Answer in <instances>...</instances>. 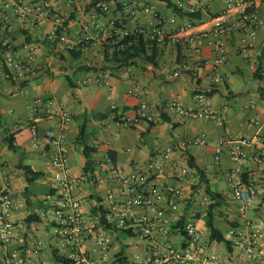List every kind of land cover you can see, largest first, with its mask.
Wrapping results in <instances>:
<instances>
[{"label":"crops","instance_id":"obj_1","mask_svg":"<svg viewBox=\"0 0 264 264\" xmlns=\"http://www.w3.org/2000/svg\"><path fill=\"white\" fill-rule=\"evenodd\" d=\"M45 1L62 17L71 41L90 35L91 39L82 51L92 64L102 62L103 41L109 34L122 36L125 29L118 23L132 9L135 14L128 21L130 30L139 26L152 27L157 23V16H161L169 32H176L186 25L197 33L211 27L212 18L224 12L227 6L226 0H182L188 5L200 6L201 17L191 18L189 14L193 12L188 8H183L181 14L164 0H103L97 5L92 4L94 0ZM171 1L177 4L180 0ZM102 3H107L109 10L103 11L100 8ZM53 26L52 19L27 25L15 21L12 34L18 57L32 59L36 68L47 63L53 71L52 76L43 75L44 72L40 78L28 80L21 86L22 83L14 85L0 72V156L5 163L4 169L0 170V185L8 180L13 194L25 202L24 208L13 214L19 225L16 241L7 247L0 246V264L16 248L22 250L25 264H37L33 251L36 238L44 243L40 254L44 259L55 257L56 252H65L61 250L54 231L52 158L55 146L46 137L49 128H53L58 137L62 136L68 146L71 172L79 181L78 191L84 211L88 221L97 225L104 219L107 206L105 192L111 181L105 164L106 155L113 153L117 166L131 173L135 164L147 163L157 152L170 150L173 161L156 179L182 188L183 196L176 208H171L167 202L162 203L172 221L163 238L175 246L184 245L186 238L182 225L185 218L191 213L195 201H200L205 195L210 196L208 205L198 214L195 223L202 231L207 248L220 254L222 264H232L240 253L234 241L249 238L254 231L253 225L264 232V157L254 158L261 144L245 146L250 156L242 166L244 172L250 170L252 173L254 205L246 212H240L230 186L232 172L239 167L231 158L230 150L242 146L234 139H264V99L259 84L254 82L247 91H243L255 79L254 73L264 68V24L250 39L252 45L245 47L238 32L228 36L227 60L222 66L224 80L220 85L225 92L234 93L232 95L220 91L212 95L196 93L194 86L179 74L180 71L185 72L183 69L190 70L195 81L200 78L202 83L211 84L216 55L214 39L197 38L184 45L159 44L156 70L151 64L141 61L115 69L87 71L78 70L81 64L71 67L75 60L70 56L63 63L47 45V35ZM61 52L67 53L68 50L62 48ZM66 73L74 75L76 86L68 82ZM103 73L108 74L109 85H101L94 77ZM25 77L15 78L21 81ZM88 77L87 85L79 83ZM199 94L201 98L197 97ZM173 101L186 108L209 106L216 111L225 110L227 120L220 124L205 117L180 116L170 107ZM142 102H146L147 107L144 114L139 115L138 108ZM64 103L72 112V122L67 128L57 114ZM112 110L124 119H114ZM33 126L38 129L37 135L32 133ZM4 128L13 135L15 149L4 140L7 135ZM82 128L87 133V143L94 148L90 171H86L87 158L79 139ZM200 135L208 137V144L193 147L182 144L184 136ZM223 136L230 140L222 148L221 161L216 163L217 145ZM96 143L98 147H95ZM190 158L194 165H191ZM176 163L191 168L192 174L187 180L180 181L174 177ZM25 165L42 174L29 180ZM208 186L219 194L218 199L207 191ZM210 210L224 240L218 241L210 236L207 222ZM144 212L154 214L147 209ZM108 231L113 238L108 253L96 249L92 239L86 241L85 246L92 255L105 258L110 264H136L145 240L124 229L110 228ZM262 240L264 242V236ZM243 261V264H249L246 256ZM260 264H264V256Z\"/></svg>","mask_w":264,"mask_h":264},{"label":"built area","instance_id":"obj_2","mask_svg":"<svg viewBox=\"0 0 264 264\" xmlns=\"http://www.w3.org/2000/svg\"><path fill=\"white\" fill-rule=\"evenodd\" d=\"M71 1V0H70ZM181 8H188L194 12L200 10L199 5L186 4L180 0L177 2ZM224 12L212 18L211 27L197 33L191 31V26H181L176 32H169L164 26V18L157 16V23L152 27L139 26L134 30L124 28L130 16L135 14L132 9L125 13L120 20L121 27L125 30L122 36L116 33L109 34L114 42L119 41L126 35L143 34L145 37L156 40L159 44H181L197 38L214 39L216 46L215 65L213 82L221 83L224 80L222 66L227 60L226 45L228 36L238 32L240 41L244 46L252 45L250 39L254 38L257 28L264 24V0H226ZM103 11L109 10L107 3L100 7ZM53 20L52 31L47 35V41L55 53L77 48L82 45L84 49L91 37L87 35L77 41H71L68 36L67 25L58 12L45 0H0V72L6 77L27 76L34 72L36 65L32 59L24 60L18 57L16 48L12 41V34L15 30V21L23 25L38 24L47 20ZM117 23L116 20L113 21ZM107 37V38H108ZM105 38V39H107ZM103 53V47H102ZM7 68V70H6ZM264 72V68L262 69ZM101 85H109L108 74L94 76ZM89 77L79 83L87 85ZM197 97L201 98L202 95ZM147 107L142 102L138 108V114H144ZM170 107L184 117L199 118L205 117L216 123L224 124L227 120L225 110L216 111L209 106L200 108H186L179 102L173 101ZM113 118L121 121L124 118L119 116L115 110ZM61 116L63 126L67 128L72 122V112L68 104L64 103L57 111ZM32 133L37 135L38 129L33 126ZM46 137L55 146L52 158L53 188L55 199L52 208L54 210V231L61 244L64 253L57 252L52 258L40 257L44 249V243L40 239H34L33 251L38 261L37 264H110L105 258H96L85 246L87 240L92 239L96 249L108 253L113 238L108 230L110 228L124 229L140 236L145 240L141 247V253L137 256L136 264H222L218 252L207 248L202 237V231L197 227L195 219L210 201V196L205 195L200 201H195L192 211L185 218L182 229L186 241L184 245L175 246L163 237L172 221L167 214L163 202L171 208L178 206V200L183 196L182 188L159 181L156 177L166 172L168 165L173 161L170 150L157 152L147 163L135 164L131 173H126L117 166L115 160L106 155L105 164L111 174V181L106 188L107 206L104 211V219L97 225L88 221L83 208V200L78 191V179L72 174L68 156V146L62 136H57L53 128L46 131ZM230 139L223 136L220 138L215 162L221 161V152L224 144ZM242 146H235L230 150L231 158L239 164L231 175L230 186L234 199L238 203V209L244 213L255 203V187L250 170L244 172L242 166L249 158V152L245 146L261 144V148L254 158L264 157V139L259 138H237ZM206 135L196 137H183L182 144L187 147L208 144ZM98 147V144H94ZM5 163L0 156V170H3ZM174 177L177 180L185 181L191 174L189 166L175 165ZM246 174V176H245ZM25 206L23 199L15 196L9 185V181L0 185V246L7 247L16 241V233L19 228L14 219V212L22 210ZM151 210L154 214L148 215L144 210ZM254 231L247 239H236L234 245L240 248L239 255L232 264H243V257L249 259V264H260L264 256V232L257 225H253ZM2 264H25V258L21 249L12 250L3 260Z\"/></svg>","mask_w":264,"mask_h":264},{"label":"trees","instance_id":"obj_3","mask_svg":"<svg viewBox=\"0 0 264 264\" xmlns=\"http://www.w3.org/2000/svg\"><path fill=\"white\" fill-rule=\"evenodd\" d=\"M103 0H94L92 2L93 5H97L99 2H101ZM166 2V4L169 7H173L177 12L179 13H183V8L179 7L178 4L172 2L171 0H164ZM190 13V12H189ZM189 15H191V18H199L201 17V11L197 10L196 12L190 13ZM118 25H122L119 24ZM124 28L128 27V22H126V24L123 25ZM114 38L116 37H108L107 39H105L103 41V58L102 61H111V62H115L116 65H103L101 67H96V66H91L89 64H85V65H80L78 67V70H105V69H115V68H119L122 66H126V65H131V64H136L138 62L144 61L145 63L148 64H155L156 66H158V45L159 43L156 40H151L147 37H145L143 34H131V35H126L125 37H123L122 39H120L117 42H114ZM51 42H47V45L50 46ZM79 47H82V45H80ZM58 57V59L60 60H67V58L70 56L72 57L75 62L71 65V67L77 65V64H82L85 60L88 59V57H86L82 51V48H74V49H70L68 50L67 53H55ZM61 66L63 68H65V66L63 64H61ZM48 68V70L43 74V75H48V76H52L53 75V71L51 70V67L46 63L43 64L42 66L36 68L34 70V72H32L31 74L37 73L42 69ZM7 70V68H6ZM185 72H190L192 73L190 70H186L183 69ZM29 74V75H31ZM28 76V75H27ZM42 76V75H41ZM41 76H38L34 79H38ZM66 79L68 80V82L72 85V86H76V82L74 80V75L66 73L65 75ZM254 78H261L264 79V72L262 70V68H259L255 73H254ZM12 80V83L15 85L19 82V79L15 78L14 76H10L9 77ZM30 81V80H29ZM29 81H24L21 86L26 85ZM196 81L198 83H202L203 81L200 78H196ZM211 84H213L214 86L220 85V83H216V82H212ZM259 87V91L264 99V87L261 86L260 84L258 85ZM194 91L196 93H206L207 95H212L214 93L219 92V90L217 89H208V88H199V87H194ZM151 125H153V122H151ZM6 132V136H4V140L6 141V143L9 145L10 148L15 149L16 146L13 143V135L9 133L7 128H4V133ZM86 136L87 133L85 132L84 128H82L79 139H80V143L83 145V152L87 158V163H86V171H90L92 169V160H91V153L94 150V148L92 146H90L87 143L86 140ZM110 156L114 159L113 153H110ZM190 163L191 165L193 164V160L192 158H190ZM24 168L26 169L28 175H29V180H33L35 177L40 176L42 174V172H38L35 171L34 169H32L29 165H25ZM246 176V174H245ZM207 191L209 193H212V197L218 199L219 194H217L216 192H212L211 188H209ZM211 207H213V204H211ZM207 222L208 225L210 227V236L212 239H217L218 241L224 240V235L223 233L218 230L214 224L213 221V213L211 212V210L208 212V216H207ZM128 231V230H125ZM184 233V232H183ZM56 255L58 256L57 252ZM121 256V253L119 254ZM59 257V256H58ZM60 258V257H59ZM118 260H121V257L118 258Z\"/></svg>","mask_w":264,"mask_h":264},{"label":"water","instance_id":"obj_4","mask_svg":"<svg viewBox=\"0 0 264 264\" xmlns=\"http://www.w3.org/2000/svg\"><path fill=\"white\" fill-rule=\"evenodd\" d=\"M63 63H66V60H62ZM85 64H89L91 66H96V67H101L103 65H116L115 62H111V61H102L101 63H98V64H92L91 61L89 59H87L85 62H83L81 65H85ZM152 67L156 70L157 67L155 64L151 63ZM47 69H42L40 70L39 72L37 73H34V74H31L29 76H26L25 78H23L21 81L18 82V84H21L23 83L24 81H28V80H31V79H34L40 75H42L44 72H46ZM179 74L183 75L184 78L188 81V83L194 87H199V88H208V89H217L219 90L222 94H225V95H232L234 93H227L225 92L224 88L222 85H217V86H214L213 84H205V83H198L197 81L194 80V77L192 75V73L190 72H179ZM258 83L260 84L261 86L264 87V79H261V78H255L253 79L252 81L249 82V84L247 85V87L243 90V91H247L250 86L254 83Z\"/></svg>","mask_w":264,"mask_h":264},{"label":"rangeland","instance_id":"obj_5","mask_svg":"<svg viewBox=\"0 0 264 264\" xmlns=\"http://www.w3.org/2000/svg\"><path fill=\"white\" fill-rule=\"evenodd\" d=\"M127 238H128V239H130V237H129V236H127ZM132 239H134V238H132Z\"/></svg>","mask_w":264,"mask_h":264}]
</instances>
